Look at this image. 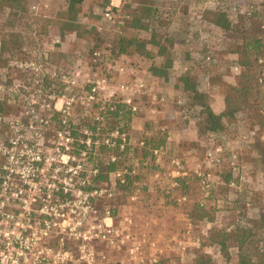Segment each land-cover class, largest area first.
Here are the masks:
<instances>
[{"label":"built area","instance_id":"built-area-1","mask_svg":"<svg viewBox=\"0 0 264 264\" xmlns=\"http://www.w3.org/2000/svg\"><path fill=\"white\" fill-rule=\"evenodd\" d=\"M47 1L39 0L33 10L39 12ZM133 1L109 0L101 11L102 23L125 26L130 18L126 8ZM207 7L189 9L187 39L199 36L207 42L196 57L212 68L216 50L203 27H216L205 17ZM232 11L252 19L264 14V2L250 0ZM51 40L55 48L63 44L60 35ZM44 45L39 43L36 56L25 64L27 79L0 86V93L15 97L13 108L0 112V264H156L170 254L152 232L139 228L133 210L157 191L175 205L189 203L191 194L182 187L192 184L198 204L216 209V220L208 226L223 224L224 206L239 203L243 210L237 209L236 219L224 229L231 233L253 227L259 216L253 181L242 149L226 129L205 138V148L190 168L184 155L170 150L166 135L158 145L149 131L134 139L144 99L166 103L167 98L154 93L144 77L134 76L127 61H111L108 47L93 49L81 78L77 63H54ZM258 62L264 82V57ZM233 70L241 74L243 67L236 62ZM177 103L187 118L202 108L189 106L184 94ZM167 164L169 170L157 168ZM164 178L168 182L162 184ZM220 187L228 190L226 196H219ZM125 200L132 206L129 213H122ZM201 223L189 219L169 241L181 253L189 250L195 256L201 249L216 261L222 253L193 236Z\"/></svg>","mask_w":264,"mask_h":264},{"label":"rangeland","instance_id":"rangeland-1","mask_svg":"<svg viewBox=\"0 0 264 264\" xmlns=\"http://www.w3.org/2000/svg\"><path fill=\"white\" fill-rule=\"evenodd\" d=\"M259 1L264 2V0ZM105 2L106 0L84 1L82 6L80 7L81 14L79 16V20L81 21L82 26L78 29V32L75 30L66 31V33H68V36L64 39L65 43L63 42V44L61 45L63 49L66 50V53L61 52V54L56 52L57 48L53 47V41L51 39L59 34L60 25H62L64 19L66 18L68 5L67 0H48L46 5L42 4L41 9L38 12L39 17L41 16V21H43L44 19H50L53 23L51 26V33L53 36L41 43H45L44 46L51 51L54 63H62L65 65L68 63L73 64V62L75 61L79 69L83 70L80 76L81 78L83 74L87 72V67L90 64V56L93 49H106L107 47L110 48L111 44L123 33L127 35L142 37L145 39H150L152 36L151 32L148 31H138L133 29L131 30L129 28H125L124 26L113 28L106 23H102L100 15L103 6L107 3ZM211 3L212 0H200L197 3V6L200 4H206L208 6L211 5ZM190 4L192 3L188 0H166L164 6L168 12V20L172 25L171 29L167 28L168 33H176L178 31L176 23H185L184 18H186L187 9L189 8ZM13 21H15V17H12L9 14L7 9H5L4 4L0 0V43H5V55H8L11 52L20 51L22 46L20 41L21 39H19L20 37L15 32H11L17 30L19 31V28L14 25ZM173 24H175V26ZM203 34L204 36L206 35L209 37L208 43L216 50V65L212 68H207L196 57V55H201L203 53L204 47L207 45V42H205L204 39L200 38L199 36L193 40H188L187 37L184 38V40L186 41V47H188V50L193 57V60L191 59V65L193 67H196L197 69L202 68V70H206V72L208 73L207 79L200 80V77L197 76L196 81L200 85V87H203L208 83L209 73H211L210 75L214 78L216 85L212 91L215 95H219L223 101V98L227 95L228 92L227 83H229V79H231L230 83L234 82L238 85L245 82L244 77L247 75L246 69L244 68L241 74H236L233 70V65L236 63L232 56L233 50L242 49V47L241 44L237 42V40L223 35L220 32L213 31L207 27H203ZM179 44H181V42H179ZM258 56L264 57V54H259ZM5 57L6 56L4 55L0 57V64H3L5 62ZM143 64L139 63V67L141 68H138L141 70L137 71L136 76L144 77L147 82H149L153 79V77H150V74H152V72L144 68ZM255 65L256 70L254 72V75L255 77H257L258 82L256 96L251 99L247 105L241 106L239 108H227L225 106L224 111L219 113H230L223 117L224 129H226L227 132L234 138L235 145L239 146L242 149V159L246 164V168L250 172V176L253 181L255 204L256 208L259 209V216L253 220V227H251L254 229L256 242L252 244V246H254V249L248 251H251L253 253H255L256 245L257 249L259 247L264 251V107L262 105L264 82L261 76H259L258 78V73L261 74V66L257 58H255ZM153 81L154 80H152L151 82ZM190 95L191 92L186 93V99H188V96ZM148 107V105L142 103V111L143 109H148ZM209 108L214 111L210 104ZM193 114H198V110L195 109L193 111ZM205 145V139L200 140V142L198 143L199 148H197L198 152L201 150V152H203ZM170 150L178 151L173 149V147H170ZM193 185L195 184H192L191 186ZM194 189H197V187L195 186ZM227 191L228 190L225 187H220L218 194L219 196L224 197L227 195ZM198 201L194 202V204H197L198 207L193 204L194 206H191V208H189L190 217L187 219V221L190 219L195 223L202 221L201 226L194 227L193 236H201V238H203L204 240V245L212 244L214 239L220 240L224 238V242L226 245V254L223 253L222 257L214 261V264H236L233 259L231 260V258H235L237 255H239V253H241L245 248L248 247L247 241L242 244V239L240 238V235L235 232L236 230L231 233H223V230L224 224L231 223L236 219L237 209L243 210L242 205H240L239 203L233 205V215H224L222 219L223 224L214 223L208 226L209 222L216 220V209L213 207L203 208L198 204ZM175 206H177V208L179 206L181 208H186L187 204ZM140 210V214L143 215L138 216L137 218L138 226L139 228H142L143 224L148 221L146 219V214H144V211H142V209ZM173 211H175V208ZM176 217L178 216L176 215ZM203 220L205 221L204 223ZM184 222L185 219L183 217H179L176 219V221H174V224H183ZM204 231L206 234H204ZM179 236V239H181L182 235L180 234ZM176 253L177 254H170L169 257L164 258L163 260L165 261V264H190L191 261L189 260L195 259L198 255L203 254L204 252L201 249H197L195 256L191 255L192 252H190L189 250L186 252V254L181 253V251ZM255 255L256 254H254V256ZM123 258V255H121V260ZM224 260L229 261V263H225Z\"/></svg>","mask_w":264,"mask_h":264},{"label":"trees","instance_id":"trees-1","mask_svg":"<svg viewBox=\"0 0 264 264\" xmlns=\"http://www.w3.org/2000/svg\"><path fill=\"white\" fill-rule=\"evenodd\" d=\"M85 0H67V14L62 25H60V33H65L67 30H75L82 26L79 20L80 7ZM109 0H106L108 2ZM215 6L208 5L205 12L206 19L216 28L223 31V35L237 40L241 44L242 49L233 50L232 56L239 63L243 70L246 69L247 75L244 77L243 84L230 83L228 81V92L223 98L227 108L241 107L247 105L251 99L256 96L257 77L254 72L256 70L255 58L258 60L259 54H264V14L256 13L252 19H246L241 13H234L233 6L239 8L246 6L249 0H213ZM5 9L12 17H15L14 25L19 28L15 32L21 39L20 51L11 52L8 55L4 53V42L0 43V57H5V62L0 64V86H14L18 81L27 79L28 75L25 71V64L33 59L38 51L39 43L50 39L52 21L44 19L41 21L38 12L33 10V5L39 0H1ZM105 2V3H106ZM166 0H134L133 4L126 8L130 18L126 20L125 28L134 30H143L151 32L150 39H145L138 36L121 34L110 46L111 61L121 58L123 55L138 54L145 59L157 56L163 59L161 66L152 65L154 74L163 75L164 68L173 65L174 61L170 58V40H172L167 31L170 21L168 20V12L165 8ZM230 2V3H229ZM164 29V30H163ZM155 48L156 51L153 50ZM192 57L191 53H189ZM193 58V57H192ZM191 58V59H192ZM262 75L258 73V78ZM180 80L184 87L191 92L188 98V105L191 107L201 106L198 110V124L200 138L205 139L210 137L212 133L224 129L223 117L230 113L217 114L209 108V97L202 91L198 90V83L195 80V75L188 72L183 75ZM211 89L215 88L214 78L210 75ZM211 90V91H212ZM0 112H8L13 108L12 99L15 98L11 93H0ZM165 139L153 140V145L164 143ZM228 178V175L226 176ZM225 216L233 215V208L224 206ZM225 233L226 230H223ZM242 244L247 241L248 247L245 248L239 255L233 259L236 264H264V251L257 245L255 253L248 251L253 250L256 242L255 232L253 228L236 229ZM213 248L215 252L226 254V245L224 238L214 239ZM247 249V250H246ZM254 254H256L254 256ZM235 259V260H234ZM190 264H214L213 258L208 254H200L195 259L189 260ZM156 264H165L162 260Z\"/></svg>","mask_w":264,"mask_h":264},{"label":"crops","instance_id":"crops-1","mask_svg":"<svg viewBox=\"0 0 264 264\" xmlns=\"http://www.w3.org/2000/svg\"><path fill=\"white\" fill-rule=\"evenodd\" d=\"M188 1L192 4H190L189 8L187 9L186 18H184L185 23L175 22L178 33H169V35L171 36L170 38L172 39L170 40L171 50L169 55L170 58L173 59L174 63L173 65L163 69V75L154 74L152 71V65L154 63L158 66L162 65L163 59H159L160 57L158 58L157 56H155L153 58L145 59L138 54H134L123 55L119 60H125V62L127 61V67L129 71H131V73H134V76L137 71L141 70L139 69L141 68L139 67V63H144V68L152 72V74H150V77H153L152 80L154 81L151 82V80L148 83L153 87V92L158 96L165 95L167 98L166 103L162 101H156L148 97L144 99L143 103H145L149 107L148 109H143L141 114L135 119L133 131L134 139L136 141L139 140L148 131L152 135V137L156 138L157 140H159L160 138L165 139L164 137L166 135L168 137V140L166 142L169 144V146L173 147V149L175 150H178L177 152H181V154L184 155L185 159L187 160L189 167L193 168L197 162L198 157L202 153V150L199 152L197 150V148H199L198 143L201 140V134L199 132L198 114H193L192 117L187 118L185 115H183L182 108L177 103V99L181 94L186 95V93L189 92L184 87V84L182 83L180 78L190 71L193 73V75H195V80H197V76L200 77V80L207 79L208 73L206 72V70H202V68L197 69L196 67H193L191 65V61L193 59L191 60L192 57L189 54L190 51L185 44L186 41L184 40V38L187 37L188 32V11L190 8L197 6V3L200 0ZM173 25L175 26V24ZM171 27L172 25L170 24L168 26V29H171ZM58 35L62 37L64 42V39L68 36V33H60L59 28ZM179 42H181V44H179ZM63 50L64 49L62 46H58L56 52H58L59 54H61V52L66 53V50ZM153 50L156 51L155 48H153ZM73 64H76V62L74 61ZM210 74L211 73H209L208 83L203 87L201 86V90L208 95L210 99L209 104L212 106L214 112L219 114L224 111L225 104L219 95H215L214 92L211 91L212 89L210 84ZM198 87H200L199 84ZM160 127H166V133L162 132L160 130ZM157 168L161 169V171H166L169 170V165L167 164L166 167L157 166ZM167 182L168 179L164 178L162 184H165ZM195 186L196 185H193L189 188L182 187V190L185 189L186 192H189L191 194V201L189 203H186V208H181L180 206L177 208V206H175V203L170 198L165 196L160 191H157L149 194L146 201L141 205L142 208L138 207V209L134 208L135 210H133L136 217L143 215L140 214V209L144 211L148 222L144 223L141 229L152 232V234L156 236L157 240L160 241V246L167 250L168 254H177L176 252H180L176 244H173L169 240L172 239V235L181 233V231H183L186 227L187 219L190 217L189 208H191V206H194V202L198 201L199 198L197 189H194ZM180 192L181 189H178L176 190L175 194L178 195ZM123 205L125 206L122 209V213L131 212L130 209L132 208V206H129L127 201L124 202ZM195 206H197V204ZM174 208L175 211H173ZM176 215L178 217H176ZM179 217H183L185 219V222L183 224H174V221H176V219Z\"/></svg>","mask_w":264,"mask_h":264},{"label":"water","instance_id":"water-1","mask_svg":"<svg viewBox=\"0 0 264 264\" xmlns=\"http://www.w3.org/2000/svg\"><path fill=\"white\" fill-rule=\"evenodd\" d=\"M262 97H263V102H262V105H263V107H264V94L262 95Z\"/></svg>","mask_w":264,"mask_h":264}]
</instances>
